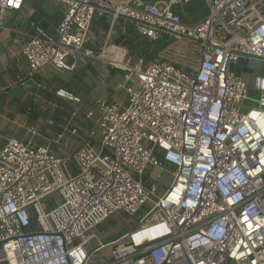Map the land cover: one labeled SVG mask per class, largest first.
Wrapping results in <instances>:
<instances>
[{"label": "built area", "instance_id": "built-area-1", "mask_svg": "<svg viewBox=\"0 0 264 264\" xmlns=\"http://www.w3.org/2000/svg\"><path fill=\"white\" fill-rule=\"evenodd\" d=\"M49 1L57 38L32 0H0V32L24 37L0 75V264H264V87L244 105L264 76L232 70L264 61V0H203L195 23L177 10L194 0ZM120 17L165 44L155 59L111 39ZM86 68L110 89L54 99L36 79Z\"/></svg>", "mask_w": 264, "mask_h": 264}, {"label": "water", "instance_id": "water-1", "mask_svg": "<svg viewBox=\"0 0 264 264\" xmlns=\"http://www.w3.org/2000/svg\"><path fill=\"white\" fill-rule=\"evenodd\" d=\"M32 3L35 7L38 8L40 15L46 16V23L49 26L48 34L54 38H57V33L55 28L57 27L59 21L62 19V13L53 5L49 0H32ZM94 19H98L97 16ZM124 25V18L120 17L116 20L114 25V33L111 35V39L115 40L116 37L122 35V26ZM9 66V59L5 47L0 44V75L5 72ZM232 70L236 75H240L246 82H249L248 73H253L255 75L264 76V61L248 59L246 57H240L236 64L232 66ZM75 72L65 71L57 74V77L63 81H66L69 76H73ZM250 89H258L259 87H264V82L260 85L259 80H256V84L253 87L252 85L248 86ZM106 90L105 87L101 89V92ZM22 93V87L19 85L10 88L7 90V95L13 98L18 99ZM157 170L154 169L151 177L158 182H163V177L167 175L165 173H160V177H156Z\"/></svg>", "mask_w": 264, "mask_h": 264}, {"label": "crops", "instance_id": "crops-1", "mask_svg": "<svg viewBox=\"0 0 264 264\" xmlns=\"http://www.w3.org/2000/svg\"><path fill=\"white\" fill-rule=\"evenodd\" d=\"M29 19H32V16L29 17ZM13 24L11 23H6V27L9 28L10 26H12ZM105 27V21L104 20H99L98 19H94V25L92 27V33L95 36H99V28H103ZM15 28L20 31V32H24V31H28L29 30V23H22V26H15ZM97 36V37H98ZM121 37L116 38L117 41H120ZM148 41V40H147ZM24 42V37L22 35V37H19L18 40H16V42H13L12 40H9V35L6 34V29L4 31L0 32V44H2L5 49L6 47H11L13 49L18 48L22 43ZM149 42V41H148ZM7 51V50H6ZM80 73H75L73 76H69L68 79L66 81H63L61 79H59L57 77V74H50L47 75L45 73H43L44 75H37L36 79L38 81H41L42 83L50 86V91L44 90L41 91L42 93H45V96L47 95L50 98H54L57 99L58 96L54 95V90L57 88V86H61L64 87L70 91L73 92H79L81 94H89L91 96V98L96 97L104 92H106V90H109L110 87L105 86L106 90L104 92H101V89H99L98 91H96L94 89V82H93V78H92V74L94 73L93 69H82L79 71ZM15 70H13V66L10 65L6 70V72L3 74V78H6L8 81H13V79L15 78L16 74H15ZM44 76V77H43ZM46 77V78H45ZM72 81V82H71ZM47 86V87H48ZM11 97V96H10ZM13 98V97H12ZM20 99L15 101L17 106L19 107V110L22 111V108H27L28 105V101L29 100L27 98L22 99V94L21 97H19ZM16 99V98H14ZM4 129V128H2Z\"/></svg>", "mask_w": 264, "mask_h": 264}, {"label": "rangeland", "instance_id": "rangeland-1", "mask_svg": "<svg viewBox=\"0 0 264 264\" xmlns=\"http://www.w3.org/2000/svg\"><path fill=\"white\" fill-rule=\"evenodd\" d=\"M177 10L178 12H181L184 19L189 21L190 23H195L199 21L202 17H204L208 13V7L203 2V0H194L185 6L179 5L177 7ZM128 25L129 24H127L126 38L128 37L130 41L133 43L134 49L131 47L129 43L125 41L126 40L125 36H121V41H122L121 43L122 44L123 42L127 43L125 44L126 46L124 44L123 45L128 48L131 54L137 56H143L145 59L148 60L155 59V53L158 50H160L162 47H164L165 44H163L162 42H157L154 45L151 44L150 42H148L149 41L148 39L138 35L135 29L133 27H128ZM76 73L78 74L80 72L77 71ZM248 95L251 99L245 100L244 105L254 106L256 102L253 101V98H257L259 96V90L251 89L249 90ZM42 206L44 207V209H47L43 203ZM124 221L125 219L112 218L104 224L105 225L104 229L107 228L105 230H108L109 232L112 233L113 236H116L125 230Z\"/></svg>", "mask_w": 264, "mask_h": 264}, {"label": "trees", "instance_id": "trees-1", "mask_svg": "<svg viewBox=\"0 0 264 264\" xmlns=\"http://www.w3.org/2000/svg\"><path fill=\"white\" fill-rule=\"evenodd\" d=\"M34 22H37L40 26L42 27H45L47 26V23L45 22V20H42L41 19V15H40V12L38 10L37 7H35V13L32 15V19ZM127 43H129L131 45V47L134 49V45L133 43L130 41V39L127 37L126 40H125ZM119 42H122L121 39ZM126 42H123V44H127ZM126 46V45H125Z\"/></svg>", "mask_w": 264, "mask_h": 264}]
</instances>
